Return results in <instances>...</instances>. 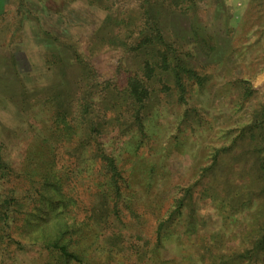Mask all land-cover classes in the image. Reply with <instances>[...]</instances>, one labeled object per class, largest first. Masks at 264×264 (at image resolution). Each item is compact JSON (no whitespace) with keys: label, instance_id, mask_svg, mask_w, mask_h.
<instances>
[{"label":"rangeland","instance_id":"1","mask_svg":"<svg viewBox=\"0 0 264 264\" xmlns=\"http://www.w3.org/2000/svg\"><path fill=\"white\" fill-rule=\"evenodd\" d=\"M95 1L0 0V145L16 171L26 164L28 169L30 154L49 138L47 128L58 125L55 110L64 84L66 92L72 90L78 74L72 49L87 56V46L109 31L101 26L107 13L136 16L140 0H107L108 10L90 4ZM186 1V14L163 19L162 27L184 38L187 49L200 51L196 68L204 82L189 81L183 99L175 90L158 95L143 119L154 135L141 156L146 167L155 165L153 191L164 211L195 184L205 239L187 243L184 264H264V0ZM89 62L100 79L121 85L136 67L129 56L106 47ZM191 64L196 66L194 59ZM51 157L47 153L42 161L52 163ZM146 167L140 168L142 184L133 199L140 212L141 202L156 198L146 193ZM82 177L76 185L91 189ZM72 184L66 181L65 188ZM87 192L80 193L84 204L93 199ZM126 216L131 229L151 239L152 221L140 213ZM14 228L16 239L20 231ZM24 245L22 239L0 251V264H61ZM195 253L203 257L193 259Z\"/></svg>","mask_w":264,"mask_h":264},{"label":"trees","instance_id":"2","mask_svg":"<svg viewBox=\"0 0 264 264\" xmlns=\"http://www.w3.org/2000/svg\"><path fill=\"white\" fill-rule=\"evenodd\" d=\"M95 2L90 4L108 10L107 0ZM187 6L186 0H140L136 16L113 18L107 13L101 26L109 31L102 35L100 30L94 45L87 46V56L72 49L70 60L78 74L72 90L66 92L69 85L64 84L66 94L55 110L58 125L46 130L53 145L42 139V146L28 158V169L26 164L21 172L5 160L0 145L1 252L24 239V250L58 257L61 264H184L187 243L205 239L198 225L200 199L193 198L195 184L183 188L164 211L154 192L155 165L146 167L141 156L154 135L143 119L158 95L175 90L183 99L189 81L201 86L204 82L196 68L200 51L187 49L184 38L162 27L163 19L184 16ZM103 47L136 61L124 84L100 79L89 62L91 54ZM47 153L52 163L42 161ZM142 167L147 170L146 193L156 198L141 202L140 212L133 199L136 186L142 184ZM85 174L91 189L76 185ZM66 181L72 186L65 188ZM23 185L27 189H20ZM86 191L93 199L84 204L80 193ZM138 212L153 222L149 240L123 220ZM20 221L21 226L14 228ZM13 228L20 231V239L11 236ZM173 249L176 255L166 259ZM202 257L193 255L196 260Z\"/></svg>","mask_w":264,"mask_h":264}]
</instances>
